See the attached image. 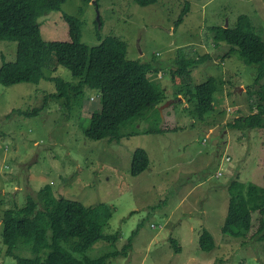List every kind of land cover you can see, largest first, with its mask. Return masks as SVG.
Masks as SVG:
<instances>
[{"label":"rangeland","instance_id":"1","mask_svg":"<svg viewBox=\"0 0 264 264\" xmlns=\"http://www.w3.org/2000/svg\"><path fill=\"white\" fill-rule=\"evenodd\" d=\"M186 3L190 11L176 26ZM64 14L81 21L82 43L89 48L116 37L128 45L127 60L152 65L148 78L163 97L161 121L151 112L153 118L121 129L136 135L94 141L86 130L101 110L100 92H71L68 107L54 98L53 82L0 84V264H17L3 242L4 212L24 208L29 198L40 210H54L61 198L100 209L108 219L104 234L119 233V239L96 243L92 258L122 250L136 233L128 255L110 264H264V240L257 234L264 212L255 208L264 210V108L263 127L247 126L261 107L264 81L255 84L257 67L246 65L238 53L227 55L228 45L214 43L210 31L233 29L244 15L264 40V0H158L145 7L135 0H68L61 11L38 20L45 43L69 42ZM16 52V42L0 41V68L15 61ZM179 53L187 60L211 59L182 69L176 64ZM44 73L78 82L61 66ZM210 77L217 84L214 110L201 120L188 90ZM238 118L246 125L230 127ZM150 127L167 132L145 134ZM139 148L147 152L149 167L133 176L132 156ZM237 179L257 190L246 193L252 224L242 239L222 233L228 187ZM205 230L216 243L211 252L199 246ZM27 250L16 247L30 257Z\"/></svg>","mask_w":264,"mask_h":264},{"label":"trees","instance_id":"2","mask_svg":"<svg viewBox=\"0 0 264 264\" xmlns=\"http://www.w3.org/2000/svg\"><path fill=\"white\" fill-rule=\"evenodd\" d=\"M68 0H0V41L16 42V59L3 62L0 68V84L6 87L21 83L39 84L42 80L53 82L56 86L54 98L66 100L71 106L70 93L82 95L88 88L100 92L101 110L92 115L86 130L90 140L103 139L120 142L124 137L136 133L122 134L121 129L137 120L153 118L160 122L159 106L163 97L151 83L148 74L151 64L127 60V43L116 37L100 39V44L89 48L82 43V23L75 17L64 14L68 25L69 42L45 43L41 35L40 18L52 12H59ZM92 0H83L85 4ZM142 6L155 5L158 0H135ZM190 11L186 3L176 24L179 26ZM214 43H225L228 54L238 53L246 65L257 67L255 84L264 81V40L256 33L247 16H240L235 28L212 27ZM181 52V50H179ZM211 59L205 55L196 60H187L179 53L177 66L190 69ZM52 66L67 69L78 82H66L61 77H47L44 71ZM217 92L216 79L208 78L204 83L188 90L190 102L195 103V113L203 120L214 110V96ZM259 112L250 116L247 126L261 129L264 108V86L258 93ZM245 118H238L230 127L246 125ZM166 129L150 127L145 134H160ZM149 167V156L144 149H137L132 156L131 173L138 176ZM49 187L46 188L48 190ZM253 194L255 187L247 186L238 179L228 187L230 197L228 212L222 233L232 238L242 239L251 232L252 211L246 193ZM261 209L263 206L255 207ZM254 209V208H253ZM108 219L100 209L86 207L79 202L61 198L54 210H40L38 204L29 198L24 208L8 209L2 219L3 242L6 253L16 259L17 264H110L111 259L126 257L132 247V237L122 250H110L92 258L89 251L100 241L113 244L119 233L105 235ZM257 234L264 240V219H260ZM30 248V257L16 252L17 245ZM175 252L181 250L176 241L172 242ZM202 251L211 252L216 248L214 237L204 231L199 239ZM23 250V249H22ZM26 250V249H25ZM31 254V255H30Z\"/></svg>","mask_w":264,"mask_h":264},{"label":"water","instance_id":"3","mask_svg":"<svg viewBox=\"0 0 264 264\" xmlns=\"http://www.w3.org/2000/svg\"><path fill=\"white\" fill-rule=\"evenodd\" d=\"M95 4H96V2H95ZM98 25H99V27L101 26L100 17H98Z\"/></svg>","mask_w":264,"mask_h":264},{"label":"clouds","instance_id":"4","mask_svg":"<svg viewBox=\"0 0 264 264\" xmlns=\"http://www.w3.org/2000/svg\"><path fill=\"white\" fill-rule=\"evenodd\" d=\"M227 28V27H226Z\"/></svg>","mask_w":264,"mask_h":264}]
</instances>
